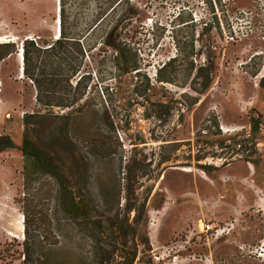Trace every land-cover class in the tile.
<instances>
[{
	"label": "rangeland",
	"instance_id": "374dc122",
	"mask_svg": "<svg viewBox=\"0 0 264 264\" xmlns=\"http://www.w3.org/2000/svg\"><path fill=\"white\" fill-rule=\"evenodd\" d=\"M110 1L0 0V43L18 46L0 60V136L16 143L0 152V264L20 263L25 195L39 214L52 209V178L40 177L43 190L39 182L24 186L23 117L46 110L21 69L23 40L57 38L61 14L70 36L86 34ZM128 7L110 45L91 53L83 111L55 108L79 114V184L89 157L94 196L103 191L125 205L131 186L132 202L147 200L149 243L139 240L134 264H264L254 251L264 241V124L254 127L264 118V0H130ZM125 8L89 43L97 45ZM115 45L136 57L140 73L115 68ZM65 122L42 118L33 134L69 162L71 145L59 134ZM88 125L90 136L106 138L107 157L93 153ZM216 223L227 227L219 236L206 229Z\"/></svg>",
	"mask_w": 264,
	"mask_h": 264
},
{
	"label": "trees",
	"instance_id": "16d2710c",
	"mask_svg": "<svg viewBox=\"0 0 264 264\" xmlns=\"http://www.w3.org/2000/svg\"><path fill=\"white\" fill-rule=\"evenodd\" d=\"M130 0H111L98 13L97 20L86 34L70 36L66 20L61 14V34L51 40L26 38L23 40V75L31 80L37 88V103L41 109L24 114V136L22 152L24 157V186L30 190L34 182H39L41 190L45 183L40 177L53 179L54 187L49 190L52 209L50 216L39 214L29 201L31 192L25 195L23 212L25 215V238L19 244L22 247L19 264H134L139 253V240L149 243V236L144 231L149 218L145 199L131 201L132 187L128 188L126 204H115L106 193L91 190L92 167L90 158L85 159L82 184L77 178L84 157L76 150L78 131L82 124L77 120L79 114H56L55 108L63 110H82L87 90L86 78L91 75L88 70L93 62L94 50H102L110 45V39L127 19L131 8ZM127 8L116 19L113 26L101 36L98 44H90V35L103 26L112 12L118 7ZM115 68L123 73L136 71L140 73L138 60L127 56L119 45L114 46ZM18 51L16 42L0 43V60ZM103 95L105 96L104 92ZM107 98L103 100L104 110H108ZM75 118L71 123L70 119ZM42 118L64 119L65 127L61 129L64 141L71 145L72 160H59L53 152L34 136L36 124ZM254 127L264 124V118H256ZM88 125V143L95 156L102 158L110 155L106 138L90 136ZM16 147L9 135L0 136V152ZM82 172V173H83ZM30 193V194H29ZM130 193V194H129ZM134 213V214H133ZM133 214V217H132ZM143 239V240H142ZM120 257V260H117Z\"/></svg>",
	"mask_w": 264,
	"mask_h": 264
},
{
	"label": "built area",
	"instance_id": "2783aa9c",
	"mask_svg": "<svg viewBox=\"0 0 264 264\" xmlns=\"http://www.w3.org/2000/svg\"><path fill=\"white\" fill-rule=\"evenodd\" d=\"M31 39H34V38H31ZM231 224L234 226L233 223H231ZM226 228H227L226 226H221V224H219V223L212 224V225L211 224L206 225L207 231L210 232L211 235H215V236H219V235L223 234L225 232ZM166 249H169V246H166ZM254 251H257L259 256H263L264 255V241L261 243L260 246H257V248H255ZM162 257H163V255H160V256L156 255L155 259H156V261H159V260H161Z\"/></svg>",
	"mask_w": 264,
	"mask_h": 264
},
{
	"label": "bare ground",
	"instance_id": "6f19581e",
	"mask_svg": "<svg viewBox=\"0 0 264 264\" xmlns=\"http://www.w3.org/2000/svg\"><path fill=\"white\" fill-rule=\"evenodd\" d=\"M59 29V28H58ZM60 33H61V30H60ZM58 34H59V31H58ZM59 37V36H58ZM21 66H23L22 64V56H21ZM21 69H23V67H21Z\"/></svg>",
	"mask_w": 264,
	"mask_h": 264
},
{
	"label": "water",
	"instance_id": "95a60500",
	"mask_svg": "<svg viewBox=\"0 0 264 264\" xmlns=\"http://www.w3.org/2000/svg\"><path fill=\"white\" fill-rule=\"evenodd\" d=\"M25 39H26V38H25ZM55 39H56V37H55ZM22 45H23V44H22ZM22 45H21V47H23ZM22 57H23V50H22ZM22 67H23V66H22ZM22 71H23V69H22Z\"/></svg>",
	"mask_w": 264,
	"mask_h": 264
},
{
	"label": "crops",
	"instance_id": "0c3cea01",
	"mask_svg": "<svg viewBox=\"0 0 264 264\" xmlns=\"http://www.w3.org/2000/svg\"><path fill=\"white\" fill-rule=\"evenodd\" d=\"M56 37V36H55Z\"/></svg>",
	"mask_w": 264,
	"mask_h": 264
}]
</instances>
